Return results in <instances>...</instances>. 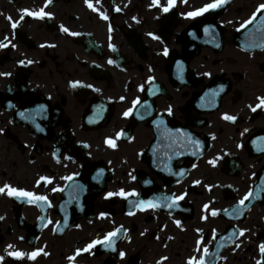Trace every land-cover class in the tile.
Wrapping results in <instances>:
<instances>
[{
  "label": "flooded vegetation",
  "instance_id": "af4514ba",
  "mask_svg": "<svg viewBox=\"0 0 264 264\" xmlns=\"http://www.w3.org/2000/svg\"><path fill=\"white\" fill-rule=\"evenodd\" d=\"M207 1L176 0L170 15H165L162 9L168 0H159V4L153 0H89L96 11L89 9L85 0H0V43L7 45L0 47V74H7L0 75V188L8 185L49 193L53 186L37 188L34 182V176L45 167L52 166L49 172L54 176L68 168L75 173L83 169L82 182L70 181L68 189H90L91 180H105L107 190L97 201L99 214L106 216L121 203L116 198L118 189L134 195H158L142 191V182L135 177L140 171L142 178L148 175L163 192L175 196L187 192L198 198L192 202L193 215L183 227L167 224L169 242H195L200 230H204V241H209L207 233L217 226L215 220L202 221V195L206 183H213V177L218 176L225 182V194H234V200L225 195L224 206L230 207L251 192L241 208L245 212L242 224L254 231L264 230V153H256L264 150V106L252 110L259 103L257 98L264 97V47L242 48L236 32L264 0H241L220 15H186ZM23 9H43L50 15L40 19ZM101 14L108 18L105 27L99 20ZM175 20L176 27L169 31L165 24ZM215 22L221 26L218 31ZM61 26L69 31H62ZM108 26L111 48L106 40ZM200 46V55L188 62L195 78L178 89L174 66L180 67L184 61L183 48L188 60ZM221 85L228 87L216 109ZM136 100L139 102L134 105ZM200 105L208 111L199 114ZM129 108L133 111L125 119ZM122 131H128L129 141L120 139ZM203 141L210 151L198 159L202 167L166 189L159 171L168 157L163 150L174 161L185 147L187 152H199ZM46 154L50 159L38 163ZM152 155L154 168L148 166ZM97 163L107 164L111 171L89 174L93 170L88 172L87 167ZM192 183L197 186L189 190ZM59 187L64 191L62 184ZM61 192L52 195L50 213L60 212ZM80 195L86 201L87 191ZM14 197L8 195L7 188L0 193V235L5 213L16 224ZM66 197V205H73L74 211L76 203ZM17 198L21 203L22 197ZM209 201L210 209L218 210L217 202ZM26 212L37 214L35 209ZM223 220L224 228H230L231 220ZM147 228L145 223L143 230ZM4 244L0 242V257ZM7 245L14 247L19 242ZM41 245L47 250L51 242ZM178 247L175 243L170 249L183 253ZM6 254L0 264L7 261ZM229 256L239 264H252L240 251Z\"/></svg>",
  "mask_w": 264,
  "mask_h": 264
},
{
  "label": "snow or ice",
  "instance_id": "6c2138e0",
  "mask_svg": "<svg viewBox=\"0 0 264 264\" xmlns=\"http://www.w3.org/2000/svg\"><path fill=\"white\" fill-rule=\"evenodd\" d=\"M47 2H50V0H46V3H47ZM85 2L88 3V6H89L90 8L92 7V4L89 3V0H85ZM97 2H99V0H97ZM185 2H186V0H185ZM224 2H225V0H214L213 3L207 4V5L203 6L202 8H200V9H198V10H195V11H193V12H188V13H186V15H187L188 17L199 16V15L203 14L204 12H207V11L210 10V9H215V8H217V7L222 6V4H223ZM153 4H159V0H153ZM174 4H175V0H168L167 7H164L162 10L165 11V12H167L171 7L174 6ZM261 9H264V4L260 5V6L257 8V12H260ZM117 10H119V9H117ZM21 11H22L23 13H26V14L29 15V16H33V17L40 18V19H43L45 16L50 15V13H46V12H44L43 9H41L39 12H32V11H29L28 9H23V10H21ZM93 11H96V9L93 8ZM102 18H103V19H107V16H104V15L102 14ZM255 18H256V14L254 13V14H253V17L250 18L249 21H246L245 24H247V23H251L252 20H254ZM21 19H23V16H21ZM134 19H135V18H134ZM9 20H11L10 17H9ZM11 26H12L13 28H15V27H16V23H15V22H12ZM244 26H245L244 24L241 25V27H244ZM61 30L64 31V32H68V31H69L67 28H64L63 26H61ZM206 31H207V29H206ZM71 34H72V35H76V33H71ZM150 35H151V34H150ZM154 38H157V39H158V37H154ZM42 46H43V45H42ZM0 47H7V45H6V44H3V43H0ZM12 47H15V45H12ZM167 54H168V50L165 49V50H164V55H167ZM111 62H112V61H109V63H111ZM20 63L23 64L24 61H20ZM28 63H32V61H28ZM0 75H7V74H0ZM149 79H151V78H149ZM77 83H78V82H77ZM73 86H75V85H73ZM89 87H91V86H89ZM121 99H123V97H122ZM257 99L259 100V103L256 105V107L252 108L253 111H255L256 108H259V107H261V106H264V97H258ZM138 102H139L138 100L133 101V104L135 105V104H137ZM132 111H133V109L129 108L127 111H125L124 115L127 117ZM169 112H171V109H169ZM225 118H226V119H230V120H234V119H235V117H225ZM117 135H119V134H117ZM107 143H108L110 146H113V147L115 146L114 143H113V141H111V140H108ZM64 179H69V180H70V179H72V177H65ZM197 183H198V182H197ZM5 188L8 189V195H9V196H16V197H29V198H30V202H32V201H36V200H41V201H42V200H45V199H46V198L43 197V196H34L33 193H31V192H27V191H25V190H23V189H19V190H18V189H16V188H11V187L8 186V185H5L4 188H0V193L4 192ZM56 190H57V189H55V188L53 189V191H56ZM107 195H108V196H113V195H115V194H114V193H108ZM118 195H121V196H125V197H126V196L129 195V194H128V193H125L123 190H121V191L118 193ZM250 196H251V192H249V193H248V194H247L242 200H240L239 203H240V204H244L245 200H247ZM180 198H182V197H178L177 199H180ZM144 203H146V202H145V201H140V204H144ZM147 203L151 204L150 201L147 202ZM168 206L171 207L172 205H168ZM205 207H207V205H206ZM212 214L215 215L216 212L213 211ZM101 215H104V214L102 213ZM177 223H179V222H177ZM118 231H119V230H116V231H113V232H109V233H107V234L105 235V237L103 238V240H94V241H92V242L87 246V248L84 249V251H87L88 249L92 248L93 246H95V245H97V244H103V245H105V246H111V244H112L113 241H112V239H110V238L115 237V236L117 235V232H118ZM241 234H243V232H241ZM9 247H11V246H9ZM80 251H81V250H77V254H78ZM203 251H204L205 254L208 253V249H207V248H204ZM260 251H261L262 253H264V244L260 245ZM37 254H38V252H33V253L25 254V253H23V252H19V251H17V252H9V253H8L9 256H12V257H14V258H16V259H21V258H23L25 255H27V257H28L29 259H34L35 256H36ZM44 254L47 255V253H44ZM120 256L123 257V256H124V253H123V252H120ZM69 259L71 260L72 257H69ZM0 260H3V257H0ZM203 260H204V257L202 256V257L200 258V264H202ZM190 264H191V262H190ZM258 264H259V262H258Z\"/></svg>",
  "mask_w": 264,
  "mask_h": 264
},
{
  "label": "bare ground",
  "instance_id": "6f19581e",
  "mask_svg": "<svg viewBox=\"0 0 264 264\" xmlns=\"http://www.w3.org/2000/svg\"><path fill=\"white\" fill-rule=\"evenodd\" d=\"M178 248H180L182 250V252H187L190 249V246H189V243L186 242V243H183L182 245H180V247H178ZM177 252L178 251H175V254H177ZM176 258L179 260L180 256L176 257Z\"/></svg>",
  "mask_w": 264,
  "mask_h": 264
}]
</instances>
